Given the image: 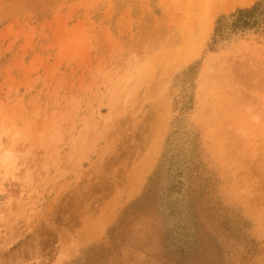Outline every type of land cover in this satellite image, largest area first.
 <instances>
[{
	"label": "rangeland",
	"instance_id": "374dc122",
	"mask_svg": "<svg viewBox=\"0 0 264 264\" xmlns=\"http://www.w3.org/2000/svg\"><path fill=\"white\" fill-rule=\"evenodd\" d=\"M258 1L0 0V264H162L163 192L264 264V32L210 49Z\"/></svg>",
	"mask_w": 264,
	"mask_h": 264
},
{
	"label": "trees",
	"instance_id": "16d2710c",
	"mask_svg": "<svg viewBox=\"0 0 264 264\" xmlns=\"http://www.w3.org/2000/svg\"><path fill=\"white\" fill-rule=\"evenodd\" d=\"M248 32H264V0H259L251 7L239 9L230 15L219 17L215 23L210 49L211 51L217 50L223 43L230 41L234 36ZM198 67L199 63L189 66L178 77L179 83L182 86L190 84L198 75ZM186 108L188 109V103H186L184 109ZM167 157L168 154H166V161ZM179 177L178 173L177 180ZM177 180L172 181L171 184L175 186L178 182ZM171 189L175 193L176 187ZM164 195L165 193L163 192L162 264H225L226 256L222 252L219 242L197 218L196 203L184 206L182 201L179 203V199L173 200L167 194L166 196ZM135 209L134 206L128 208L125 215L130 210L133 211ZM222 228L228 230L230 232L229 236H234L232 238H240L239 241H244L247 244L246 246H248V252H256L258 243L254 239H250L246 234L243 235V229L239 230L238 227L234 226L227 229L225 224H222ZM234 230L239 231L237 235H235ZM114 242L115 237H112L113 245L110 248L103 247L100 251H92L86 257L77 260L73 264H104L107 258L106 254L114 248Z\"/></svg>",
	"mask_w": 264,
	"mask_h": 264
}]
</instances>
